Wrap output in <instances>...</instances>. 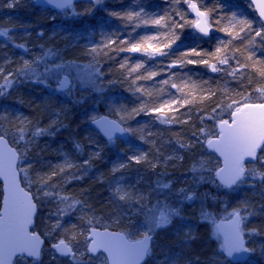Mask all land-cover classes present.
I'll list each match as a JSON object with an SVG mask.
<instances>
[{
	"label": "trees",
	"instance_id": "1",
	"mask_svg": "<svg viewBox=\"0 0 264 264\" xmlns=\"http://www.w3.org/2000/svg\"><path fill=\"white\" fill-rule=\"evenodd\" d=\"M222 2L231 4L232 0ZM205 3H211V0H205ZM167 4L168 0H99V3L89 0L79 2L71 8L57 10L37 4L35 0H3V6H0V63L9 58L12 65L20 57L32 59L33 54L39 51L36 33L40 30L44 31L46 37L55 32L63 39L56 42L54 55L34 65L39 73L35 79L29 74L18 76L13 82V88L9 90L10 93L5 92L0 96V116L4 117L0 119V133L12 118L31 119L39 116L42 121L47 122L41 111L46 105L68 104L71 114L70 118L65 120L67 127L56 131L54 126L52 130L55 135L45 133L35 138L36 144L31 150L34 167L37 169L50 168L65 158L83 166L76 173L82 175V179L73 181L68 187L84 189L88 207L77 205L70 213L59 217L64 225L79 223L78 216L82 209L83 212L92 214L87 234L90 228L99 227L119 230L131 239H138L142 236L141 223L148 221L153 213L159 212L163 217L166 216L167 220L158 218L157 221L162 224L153 235L152 255L145 264H234L221 247L215 224L219 219L226 218L239 202L251 200L257 205V214L248 219L244 229L251 255L247 262L240 264H264V228L255 233L247 231L252 225H264V192H261L256 181L249 183L246 180L234 188H228L218 181L217 170L221 162L207 148V140L219 134L216 120L206 118L210 124V135L206 136L203 142V154L208 157L209 164L198 169L196 173L167 169L166 166L160 165L150 168L147 161L136 163L130 159L132 155L141 152L151 155L152 144L148 141L153 140L159 146L169 129L175 130L177 126L162 125L154 119L155 115L143 112L132 119H122L123 110L137 106L145 98L141 93L129 90L133 77H115L106 69L118 67L120 62L128 57L130 64L142 60L146 69L161 71L160 78H165L168 75L166 67L171 56L189 45L199 44L200 47L211 50L216 42L215 38L224 37L223 33L216 32L211 34L214 38L209 40L197 35H187L168 56L156 55L153 58L138 52L116 50L120 41L138 40L144 35L154 33L155 28L143 25L135 27L110 13H122L130 8L141 7L146 8L148 12H162ZM248 14L250 18L256 19L251 10H248ZM108 37L116 42L115 45L104 49L111 59L96 63L93 56L84 54L95 46H103ZM21 43L27 45V51L19 49L18 45ZM96 61H100V58L97 57ZM57 65L64 66V72L73 77L70 88H58L59 83L54 78V68ZM89 67L92 72L98 68L99 73L103 74L77 77L79 68L86 71ZM181 71L195 80H208L210 77L215 80L223 76L211 73L199 65H189ZM141 85L159 87L157 80H137L135 86ZM228 86L238 91L243 90L241 82L230 79ZM169 95H175V90L169 88L163 94L164 98ZM248 103H264V100H250ZM121 106H124L123 109ZM104 114L117 118L127 129L143 125L146 139L140 140L136 133L128 131L127 136L123 138L104 140L91 126L93 118ZM215 115L213 113V116ZM223 118L231 120L228 113H224ZM29 136L31 132L26 134V139ZM16 139V136L9 135L11 144L15 143ZM77 141L83 144L82 148H77ZM165 147L171 153L172 149L167 145ZM94 152H100V156L90 159ZM260 154H264V146ZM118 164L126 166L113 172V167ZM250 164L252 163L246 166ZM20 172L24 186L31 191V184L21 162ZM118 188L126 195L122 197L118 194ZM191 192H195V198L190 197ZM146 196L152 198L150 203H147ZM2 198L0 183V208ZM56 203L49 201L51 208L45 206L41 216L55 209ZM58 216L59 213L52 216V219ZM38 225L39 220H36V230ZM49 248L47 240L41 260L18 259L15 264H45L43 257ZM84 257L87 264H97L96 257L90 254ZM82 259L80 257L74 260L73 256L64 258L56 254L55 259L47 264H84Z\"/></svg>",
	"mask_w": 264,
	"mask_h": 264
},
{
	"label": "snow or ice",
	"instance_id": "2",
	"mask_svg": "<svg viewBox=\"0 0 264 264\" xmlns=\"http://www.w3.org/2000/svg\"><path fill=\"white\" fill-rule=\"evenodd\" d=\"M50 2L55 3L58 7H63L65 3L71 4L72 0H50ZM179 3L183 5L184 10L182 11L177 6L174 9L176 12L175 16H172L168 10L163 12H148L144 7L139 9L130 8L122 13H110L128 23H132L135 27L143 25L155 28L154 33L144 35L138 40L120 41V46L116 48L117 51L138 52L149 58H153L156 55L168 56L177 43L184 40L187 35L210 37L212 39L214 38L211 35L213 32L224 34L223 38H215L216 42L211 50L202 48L199 44L189 45L185 49L180 50L178 54L171 56L166 67L168 75L165 78H160L162 76L161 71L146 69V65L142 60L130 64L129 58L126 57L121 61L118 68L125 71L126 76L133 77L131 79L133 87L129 88L130 91L149 96L152 94V90L143 85L136 87L137 80H157L162 86L160 91H165L169 88L175 90L174 98L153 107H148L142 103L131 111L123 110L121 118H132L138 113L143 112L164 119L169 113H177L181 108L197 101L203 102L215 97V91L203 88L205 83H209L208 81L195 80L187 73L181 71L189 65H199L210 70L211 73L228 76L231 81L238 83L242 81L246 82L243 86L248 91H238L230 88L228 86L229 80L223 81V86L218 83L217 91L222 93L221 100L211 109L212 113L216 115L201 117L202 120L206 118L216 120L220 127L219 135L221 137H228L232 135L234 129L229 124V121L223 118L224 113H228L229 119L234 118L233 122L236 123L243 115V108H264V104L248 103V101L253 100V92L256 94L255 100H264V83H262L264 81V0H242V2L241 0H232L231 4H225L222 0H211V3H205V0H179ZM248 10H251L256 19L250 18ZM115 43L114 40L108 37L105 39L103 46L98 45L89 49V52L93 54L94 62L98 63L95 57L101 54L104 49L115 45ZM18 46L23 47V44H19ZM23 67L25 73L32 75L33 79L39 75L31 62L25 60ZM56 67H60V65ZM137 73L139 74L134 75ZM97 74L102 75V73H99L98 68L89 73L90 76ZM12 86L13 80L11 76L0 81V94H3L5 89ZM69 86L70 80L67 77L59 81L58 88L67 89ZM230 92L231 95H229ZM225 100L227 103L224 102ZM123 107L121 106V109ZM0 119H4V117L0 116ZM164 122L168 123L169 121L164 119ZM184 123L186 124L188 121H184ZM110 124L119 128V124L116 121H111ZM46 131V128L36 129V134ZM120 131H125V129L120 128ZM127 131L136 133L140 140L146 139L143 125L136 129L129 128ZM105 132L108 138L112 139V131L105 128ZM201 132L206 136L210 135L207 129L202 128ZM207 144L209 147H218L212 139H208ZM92 155L98 154L94 153ZM12 159H16L15 153L12 154ZM130 159L136 163H141L147 161V155L141 152L137 155H132ZM68 163V161L64 162V164ZM64 164L59 165V167H63ZM125 166V164L115 165L112 171L116 172ZM242 170V167H240L239 171H235L227 177L221 176V179L225 185H231L238 178ZM117 192L122 197L126 195L119 188ZM34 208L35 205L30 202L29 214L24 221L25 229L28 224H35L33 218ZM238 222L239 216L234 220V224L237 227H239ZM99 235L97 234L98 237ZM100 246L102 244L98 240L94 241L91 245H87L92 251H96L97 247ZM56 247L61 253L71 254L75 259L76 253L64 240H60ZM42 252V243H38L35 247L29 249V253L34 258L41 257Z\"/></svg>",
	"mask_w": 264,
	"mask_h": 264
},
{
	"label": "clouds",
	"instance_id": "3",
	"mask_svg": "<svg viewBox=\"0 0 264 264\" xmlns=\"http://www.w3.org/2000/svg\"><path fill=\"white\" fill-rule=\"evenodd\" d=\"M95 2L99 3V0H95ZM0 6H3V0H0ZM177 6H179L182 11L184 10L183 5L179 3V0H175V3L174 0H168V4L162 12L168 10L172 16H175L176 12L174 9ZM36 37L39 42V51L33 54L32 59L20 57L16 60L15 64L12 65L11 58H9V60H4L0 63V81L11 76V79L14 82L18 76H25L26 73L23 67L25 60L31 62L34 67V65L43 61L46 57L54 55L56 42L63 39V37L58 36L55 32L46 37L43 30L38 31L36 33ZM202 38L205 40L210 39V37ZM21 44H23V47L18 46L19 49L27 51V45L24 43ZM117 47H119V45H117ZM84 54L93 56V54L89 51H86ZM97 57L100 58V61L98 62L101 63L103 59H111V57L107 56V51H103L95 58ZM106 71L112 72L115 77L126 78L125 71L120 70L118 67H112L106 69ZM229 79L230 77L223 75L220 76L219 79L215 80L211 77L208 80H198L208 81L209 83H205L203 88L215 91V97L203 102L197 101L189 106L181 108L177 113H169L167 117L164 118L169 121L168 123H165L164 119L154 116V119L159 121L162 125H172L177 127H175V130L169 129L167 136L159 146L156 145L153 140L148 141V143L152 144V149H150L152 154H146L148 167L154 168L157 165H160L162 167L166 166L167 169H182L184 171L196 173L198 169L202 168L201 165L204 167L209 164L208 157L203 154V142L206 139V135L201 132V129L203 128L208 130L210 124L207 119L202 120L201 117L213 116L211 109L218 101L221 100L222 95L220 91H217V84L220 83L221 86H223L222 82ZM245 83L246 82L244 81L241 82L242 91H248V89L243 86ZM262 83H264V81H262ZM130 87H133L131 83L129 84V88ZM145 87L152 90V94L149 96L141 93L145 99H143L140 104L143 103L148 107H153L157 106L159 103H163L174 98V95H169L167 98H164L163 94L168 90L160 91V88L162 87L160 84L159 87ZM12 88L13 86L5 89L3 94H0V96H3L5 92L10 93L9 90ZM229 95H231V92ZM252 99H256L255 92L252 93ZM224 102L227 103L226 100ZM72 103L75 104V101ZM133 108L128 111H131ZM41 111L46 116L47 122L42 121L39 116H34L31 119L28 117L12 118L7 122V126L4 128L3 132L0 133V138L8 140L9 135H14L17 138L16 142L12 143L11 146L15 149V154L18 155L20 162L25 169L28 182L31 184V191L34 196L35 215L37 220H39L38 230L42 233V237L48 240L50 249L60 256L67 255L61 253L56 247L60 240H64L70 247L73 248L76 253L75 258L79 259L89 253L92 256H95L96 251H92L86 246L87 229L88 225L92 222V214L89 212H83L81 209L78 216L80 222L73 223L70 226L64 225L62 220L59 218L67 213H70L77 205H84V207H88V204L86 203L87 197L84 195V189L68 187V185L73 181L82 179V175H77L76 173L83 166L80 164H74L70 159L65 158L62 162L57 163L50 168L37 169L34 167L32 160L31 150L35 147V138L45 133L48 135H55V132L52 130L54 126L56 131H59L60 128H66L67 125L65 124V120L70 118L71 107L68 104H61L59 106L49 104ZM184 121H188V123L185 124ZM44 128L47 129L46 132L36 134V129ZM28 132H31V136L26 139V134ZM77 145H79V147H77L78 149L83 147V144L80 141L76 142V146ZM166 145L172 149L171 153H169L168 148L165 147ZM94 153L98 155H92ZM94 153L91 154L90 159L92 157L100 156V152ZM65 161H68L69 163L64 164ZM256 161H258V163ZM61 164H64V166L59 167ZM89 167H91V165H89ZM241 167L243 170L240 172L237 179L241 182L247 180L249 183L256 181L260 186L261 192H264V154H258L254 157V162L252 164L246 167L242 165ZM189 195L190 197L195 198V192H191ZM49 201H52L53 203L58 201V203H56V208L50 213H45L41 216V212L45 206L51 208ZM93 211L95 210L93 209ZM57 213H59V216L56 219H52V216ZM232 213L234 220L237 216H239L238 226L241 230H244L248 219L257 214V205L251 200L241 201L232 209ZM261 228H264V225H252L247 228V231L255 233ZM79 244H84L85 246L77 250V246ZM151 255L152 250L149 248L144 256V259L147 260ZM40 258L41 257L35 259L39 260ZM84 264H87V262L85 261Z\"/></svg>",
	"mask_w": 264,
	"mask_h": 264
},
{
	"label": "water",
	"instance_id": "4",
	"mask_svg": "<svg viewBox=\"0 0 264 264\" xmlns=\"http://www.w3.org/2000/svg\"><path fill=\"white\" fill-rule=\"evenodd\" d=\"M84 1L89 0H72L71 4L65 3L63 7H58L50 0H35L37 4L47 5L57 10L71 8ZM242 113L238 122L234 123V118L229 121L234 129L232 135L221 137L218 134L212 137L211 139L218 147H209L207 144V148L221 162L217 170V179L228 188L236 187L241 181L236 179L231 185H225L221 176L227 177L235 171H239L242 165L253 163L254 157L260 153L264 146V108L246 107L242 109ZM111 121H116L119 128L110 124ZM91 126L106 141L123 138L128 133L125 124L106 114L93 119ZM105 128L112 131V139L106 135ZM120 128L125 131H120ZM13 153H15V149L11 146V142L0 138V183L3 190L0 208V264H15L18 259L37 261L29 253V249L42 243L44 250L47 244V239L43 238L42 234L36 230L35 208L33 209L35 224H28L27 228H24V221L29 214V204L31 202L35 205L34 196L23 184L19 168L20 159L16 155V159L13 160ZM215 227L222 240L224 253L229 260L234 264L247 262L251 250L243 231L234 224L233 214L229 218H221L216 221ZM97 234H100L99 237ZM87 240L88 245L97 240L102 244L97 247L96 255L93 257L104 254L107 264H145L147 260L144 259V256L148 249L152 248L154 236L146 234L138 239H131L125 232L119 230L92 227L87 234ZM60 257L69 258L72 255Z\"/></svg>",
	"mask_w": 264,
	"mask_h": 264
},
{
	"label": "rangeland",
	"instance_id": "5",
	"mask_svg": "<svg viewBox=\"0 0 264 264\" xmlns=\"http://www.w3.org/2000/svg\"><path fill=\"white\" fill-rule=\"evenodd\" d=\"M54 69H55L54 78L57 81V83H59L60 80H62L65 77H67L70 80V86H71V80L73 79V77L72 76L69 77L68 73L64 72L65 71L64 66L60 65V67H55ZM83 69L84 68H79L78 69L79 72L77 74V77H79V76H81V77H92V76L89 75V70H90V72H92L90 67L87 68L86 71H84ZM66 71H67V69H66ZM84 79H86V78H84ZM70 86L68 88H70ZM61 90H63V89H61ZM145 199H146L147 203H150V201L152 200V198L147 197V196H146ZM232 214L233 213L230 212L229 215L226 218H229L230 216H232ZM159 217L163 218V220H167L166 216L163 217L162 214L158 212V213H153L152 215H150L148 221H146V222L144 221V223H141L142 236H144L146 234H152V235L155 234V231L162 224L161 221H157ZM242 231L244 232V230H242ZM220 241H221V247L223 248V244H222L221 238H220ZM87 245H88V240L86 239V246ZM84 246H85L84 244H80L79 248L84 247ZM79 248L77 250H79ZM55 257H56V253H54L49 248V249H47V251L44 254V257H43L44 258V262L43 263L47 264V263L51 262L52 260H54ZM82 258H83L82 259L83 261L86 260V258L84 256ZM96 258H97V261H96L97 264H107V258H106V256L104 254H101V255L97 256ZM74 260H76V258ZM67 263H69V262H67Z\"/></svg>",
	"mask_w": 264,
	"mask_h": 264
}]
</instances>
